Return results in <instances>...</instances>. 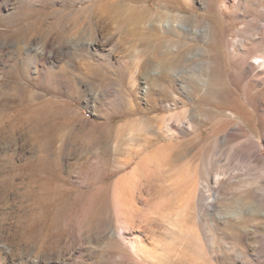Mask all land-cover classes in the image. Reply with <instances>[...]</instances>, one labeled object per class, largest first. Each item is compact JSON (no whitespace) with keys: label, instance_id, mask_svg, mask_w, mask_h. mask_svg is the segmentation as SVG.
Listing matches in <instances>:
<instances>
[{"label":"rangeland","instance_id":"374dc122","mask_svg":"<svg viewBox=\"0 0 264 264\" xmlns=\"http://www.w3.org/2000/svg\"><path fill=\"white\" fill-rule=\"evenodd\" d=\"M263 13L0 0V264H264Z\"/></svg>","mask_w":264,"mask_h":264},{"label":"bare ground","instance_id":"6f19581e","mask_svg":"<svg viewBox=\"0 0 264 264\" xmlns=\"http://www.w3.org/2000/svg\"><path fill=\"white\" fill-rule=\"evenodd\" d=\"M205 2H207V0H205ZM154 4H155V2H154ZM149 6L151 7L150 1L147 2V7H149ZM263 15H264V13H263ZM184 27H186V26H184ZM206 27H208V24L206 25ZM187 29L190 30V27L188 26ZM258 34L261 37H264V33H262V32L259 31ZM258 34L256 36L259 37ZM242 41H244V40H242ZM253 59L258 62L256 66H253L246 59L242 58V59H240V60L237 61L236 67L238 69H241V67H243V66H245L247 64L250 68L257 69V71L255 73V75L257 76V78L255 80L259 84L262 85L261 87H262V91H263L262 95L258 96V101H259V104H260V111L262 112L263 118L262 119L258 118V122L261 124L262 128L264 129V109H263V106H264V50L260 54L254 55L253 56ZM235 125H237L238 128L241 127V124L236 123ZM230 137H231V135L229 133H226L223 136L222 141H227ZM251 145L252 146L255 145V147L261 148V150H262V143L258 139L255 140L253 137H250L247 140V143H243L242 145H240V147L237 149V152L241 156H243L244 158L249 159L252 156L251 149H250L251 148ZM234 148H236V147H234ZM163 150H164V145L158 143L157 149H156V153L157 152L160 153ZM255 161L257 163H261V164L264 165V156L261 159L255 160ZM222 174H224V173L216 170L215 173H214V176L216 177L217 180H219V176L222 175ZM194 195H195L194 192H191L187 196L186 203L183 202V206H184L183 208H181V207L178 206L180 208V210H178L177 215H176L177 219L179 218L177 220L178 223L180 222V217H182V215H183V211H185L186 209H188L190 207L191 202H192V200L195 197Z\"/></svg>","mask_w":264,"mask_h":264}]
</instances>
